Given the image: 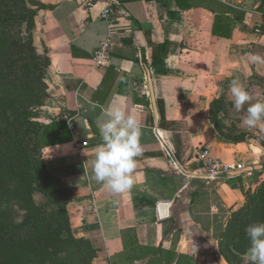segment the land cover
I'll return each instance as SVG.
<instances>
[{
	"label": "crops",
	"instance_id": "0c3cea01",
	"mask_svg": "<svg viewBox=\"0 0 264 264\" xmlns=\"http://www.w3.org/2000/svg\"><path fill=\"white\" fill-rule=\"evenodd\" d=\"M261 1L37 0L47 9L34 18L33 45L49 61L39 119L63 120L72 137L45 147L42 159L74 195L66 207L71 232L98 249L93 264L121 254L128 230L140 246L173 251L181 264H227L213 220L219 213L226 220L264 182V121L244 125L247 105L237 112L230 91L236 79L253 103L264 101V63L249 60L264 56ZM103 42L105 64L96 65ZM109 106L141 126L134 187L119 194L91 179ZM203 149L244 169L210 177L197 155Z\"/></svg>",
	"mask_w": 264,
	"mask_h": 264
},
{
	"label": "trees",
	"instance_id": "16d2710c",
	"mask_svg": "<svg viewBox=\"0 0 264 264\" xmlns=\"http://www.w3.org/2000/svg\"><path fill=\"white\" fill-rule=\"evenodd\" d=\"M177 2L180 5L181 0ZM41 9L47 7L37 0H0V264H93L98 249L71 232L66 207L74 195L42 159L45 147L72 137L63 120L38 118V109L48 98L49 63L33 45L34 18ZM13 33L18 35L17 44L11 42ZM212 33L219 34L216 23ZM14 55L18 62H12ZM245 200L218 240L227 264H249L245 228L264 221V182L254 193H245ZM17 211L27 216L21 225L14 222ZM122 245L123 252L106 259L107 264H116L117 258L131 264H151L155 259L159 264H181L173 251L140 246L132 230L123 233Z\"/></svg>",
	"mask_w": 264,
	"mask_h": 264
},
{
	"label": "clouds",
	"instance_id": "9594fccd",
	"mask_svg": "<svg viewBox=\"0 0 264 264\" xmlns=\"http://www.w3.org/2000/svg\"><path fill=\"white\" fill-rule=\"evenodd\" d=\"M249 60L264 63V56L250 53ZM230 91L237 112L247 105L244 125L253 128L264 121V101L253 103L251 95L236 79L230 82ZM102 115L105 119L98 123L102 143L95 148L91 161V179L115 194L130 191L134 187L137 158L142 155L140 122L118 106L102 109ZM245 234L250 242L249 264H264V221L247 225Z\"/></svg>",
	"mask_w": 264,
	"mask_h": 264
},
{
	"label": "built area",
	"instance_id": "2783aa9c",
	"mask_svg": "<svg viewBox=\"0 0 264 264\" xmlns=\"http://www.w3.org/2000/svg\"><path fill=\"white\" fill-rule=\"evenodd\" d=\"M220 3L227 5V6H240L243 5L246 1H254V0H218ZM102 18L107 20L108 19V10H104L102 14ZM255 33L261 34L262 30L260 27L255 28ZM108 42H103L93 56V61L96 65H103L105 64L106 56L108 53ZM198 158L207 168V174L210 177H218V176H225L230 172H240L244 169V167L240 164L237 165H228L224 164L218 160H212L207 156V152L203 149L197 152Z\"/></svg>",
	"mask_w": 264,
	"mask_h": 264
},
{
	"label": "rangeland",
	"instance_id": "374dc122",
	"mask_svg": "<svg viewBox=\"0 0 264 264\" xmlns=\"http://www.w3.org/2000/svg\"><path fill=\"white\" fill-rule=\"evenodd\" d=\"M12 37H13V39H11L12 40L11 41L12 44H17L18 41L16 40V38L18 37V35L16 33H13ZM17 59H18V56L14 55V61L12 60V62H18V61H16ZM20 61H22V60L20 59ZM41 61L42 60H38V63H40L39 64L40 67L43 66V64H42ZM46 93H47V91H46ZM48 101H49V99L47 98L46 103ZM49 105H50V103H49ZM55 105H57V104H55ZM38 111H39V114H38V118H39L41 109L39 108ZM243 134L244 133H242V135ZM33 176H34V174H33ZM34 177H36V175ZM39 204L42 205V206H45L44 205V201L39 202ZM11 205L12 206H16L13 202L11 203ZM26 218H27V216H26L25 212L17 211V213L15 214L14 222H15L16 225H21V224L24 223V221L26 220ZM224 218H225V216L223 215V213L222 214L219 213L217 219L215 218L216 220L215 219L213 220V230H214V234H215L216 237H218V239H217V248H218V240L221 237L222 233L224 232V229L226 227V223L229 220V216L226 218V220ZM218 253L222 257V255L220 254L219 250H218ZM126 260H125V258L124 259L123 258L122 259L121 258H117L114 262L116 264H131V262H127ZM156 260L157 259H155V261L152 262L151 264H159ZM246 260H248L247 256H246ZM103 263H106V259L103 260ZM144 263H145V261L138 262L136 264H144ZM160 264H162V262H160Z\"/></svg>",
	"mask_w": 264,
	"mask_h": 264
},
{
	"label": "water",
	"instance_id": "95a60500",
	"mask_svg": "<svg viewBox=\"0 0 264 264\" xmlns=\"http://www.w3.org/2000/svg\"><path fill=\"white\" fill-rule=\"evenodd\" d=\"M252 4H253V1H248V2H246V6H251ZM148 81H149V80H148ZM149 84H150V81H149ZM150 90H151V87H150ZM151 95H152V92H151ZM152 103H153V105L155 106L153 99H152ZM155 114H156V111H155Z\"/></svg>",
	"mask_w": 264,
	"mask_h": 264
}]
</instances>
